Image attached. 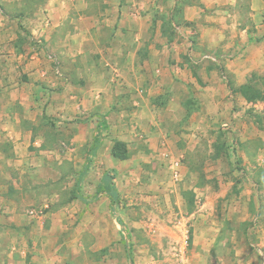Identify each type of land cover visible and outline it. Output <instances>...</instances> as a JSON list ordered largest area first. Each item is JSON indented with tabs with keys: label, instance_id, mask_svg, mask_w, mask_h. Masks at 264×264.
<instances>
[{
	"label": "rangeland",
	"instance_id": "1",
	"mask_svg": "<svg viewBox=\"0 0 264 264\" xmlns=\"http://www.w3.org/2000/svg\"><path fill=\"white\" fill-rule=\"evenodd\" d=\"M160 2L166 11L174 0ZM191 3L177 2L179 25ZM125 5L75 2L72 9L99 15L98 27L80 30L46 27V0L21 4L44 14L18 42L41 59L38 69L19 71L28 80L39 70L34 87L0 109L8 126L0 128V203L3 215L17 206L20 264H262L264 70L236 84L211 59L193 64L189 52L178 56L179 71L156 53L147 59V42L114 35L115 11ZM250 7L242 0L238 20L252 27ZM156 18L174 39L166 15ZM240 53L231 48L227 57ZM209 73L226 87L208 91ZM100 121L106 130L88 162ZM103 184L95 202L78 198Z\"/></svg>",
	"mask_w": 264,
	"mask_h": 264
},
{
	"label": "crops",
	"instance_id": "2",
	"mask_svg": "<svg viewBox=\"0 0 264 264\" xmlns=\"http://www.w3.org/2000/svg\"><path fill=\"white\" fill-rule=\"evenodd\" d=\"M77 1L79 0H46L48 6L51 7L46 9V14L39 10L29 14L30 11L27 12L21 7L24 0H0L1 110L4 99L17 98L23 88L34 87V78L32 80L31 78L37 75L39 70H34V74L31 72L28 80H25L19 71L38 69L41 65V59L38 58L34 49H24L19 46L18 42L20 38H25V30L31 29L33 31L36 28L34 24L39 22L40 14H44L47 18L43 22L46 27L51 26L53 28L68 24L69 26L72 25V28L82 30L87 25L93 29L98 24L99 15L86 13L80 8L72 9ZM160 1L126 0V5L115 11L116 16L112 28L117 39L121 34H125L134 36L138 43L147 42V59L156 53L155 59L161 60L164 65L171 67V69L177 68L178 64L182 62L178 57L182 52L184 54L189 52L188 56L193 64L203 62L204 59H211L223 68L224 74L229 77L227 80L236 84H242L253 73L264 70V54L262 56L264 52V0H250L252 12L249 15L253 22L252 27L248 26V23H239L238 19L244 18L243 13L238 9L242 0H197L198 4H186L179 12V19L184 21L181 25L175 21L174 17L176 4L179 0H174L170 5L171 7L166 11L161 9ZM4 2L14 3V5L17 3L19 8H7L8 5ZM56 3L59 10L52 8ZM210 9L212 13H206ZM222 11L224 14L220 15ZM156 14L166 15L165 20L174 32V39H167L161 25L162 21L160 18H156ZM72 17H78V19L68 23L67 20L72 19ZM52 19L56 20L53 21ZM104 22L105 20H103ZM104 25L106 23L102 26ZM235 38L238 39V42ZM231 48L240 49L241 53L237 54L238 56L229 55L227 57ZM212 50H219L221 53L220 55H213ZM260 53L261 55L258 56ZM177 69L179 71V68ZM222 78L224 77L217 78L216 74L212 77L209 73L208 78L205 79L208 81V91L215 94L214 88L217 84L225 88L226 85ZM229 96L231 99V92H229ZM244 103L247 102L244 100ZM0 128L8 130V126L2 127L1 123ZM6 136L14 138L10 132H7ZM0 205V264L23 263L21 260L23 251L19 247L20 237H22L18 230L20 216L15 212L17 206L8 213L9 215H3V210L6 207L4 204L0 203ZM261 254L262 264H264V254L263 252Z\"/></svg>",
	"mask_w": 264,
	"mask_h": 264
},
{
	"label": "trees",
	"instance_id": "3",
	"mask_svg": "<svg viewBox=\"0 0 264 264\" xmlns=\"http://www.w3.org/2000/svg\"><path fill=\"white\" fill-rule=\"evenodd\" d=\"M105 130H106L105 123L103 121L98 122L97 125H96V128L94 130L93 136H92V143H91V146H90V149H89L88 162L91 161V156H93L96 153V151L99 149V147L101 146V135H102V132L105 131ZM81 179H82V175L80 176L79 181L76 184V187H75L76 193L79 192V189H80V186H81ZM105 188H106L105 184L99 185L97 187V189H96V193L90 199H86V198L82 197L81 195H79L78 198L82 202H84L85 204L93 203V202H95L98 199V196L100 195L101 192H103L105 190ZM130 261H131V264H133L132 257H130Z\"/></svg>",
	"mask_w": 264,
	"mask_h": 264
}]
</instances>
